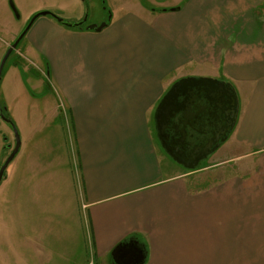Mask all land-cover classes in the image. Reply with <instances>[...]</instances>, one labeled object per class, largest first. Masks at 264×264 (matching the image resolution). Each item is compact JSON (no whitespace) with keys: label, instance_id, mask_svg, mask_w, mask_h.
Segmentation results:
<instances>
[{"label":"crops","instance_id":"1","mask_svg":"<svg viewBox=\"0 0 264 264\" xmlns=\"http://www.w3.org/2000/svg\"><path fill=\"white\" fill-rule=\"evenodd\" d=\"M258 1L135 3L99 31L34 20L4 76L21 141L0 183L7 262L13 252L18 264H42L43 253L46 264H115L112 249L130 241L143 264H264V190L235 197L233 184L203 190L189 179L244 156L264 164ZM202 76L233 86L238 114L208 162L187 172L160 149L152 116L174 80ZM65 110L77 168L60 137Z\"/></svg>","mask_w":264,"mask_h":264},{"label":"rangeland","instance_id":"2","mask_svg":"<svg viewBox=\"0 0 264 264\" xmlns=\"http://www.w3.org/2000/svg\"><path fill=\"white\" fill-rule=\"evenodd\" d=\"M168 2H170V0H0V59L4 54L6 48L8 47L7 45L9 38H11V34L14 35L15 33V37H17L26 26L27 21L24 20V15L29 10L31 11L34 9L32 11V14H34L40 11L42 7H44V9L42 10H49L67 22H76L80 18L86 16L83 26L87 27L90 24H100L105 19H108L111 16L112 10L120 9V7L123 8L125 6H128L130 8H134V4L139 3L141 6L146 8L158 9L165 6V4ZM258 2L259 3H257L256 6L258 8L259 13L255 16L258 21L264 22V0H259ZM10 4L13 5L15 11L17 10L18 16L15 15ZM9 43L11 44V42ZM20 44L21 41L17 44L16 48L6 59L1 70L0 104L3 108V97H6L5 92H8L10 96L16 94L15 88L5 87L6 85L4 84V76L6 75L9 66H11L12 62L16 59V57H18L17 52L20 47ZM36 71L38 72V70ZM28 73L32 74V71L30 70L28 71ZM36 76L39 79H42V82L48 83L46 78L44 81L42 76ZM43 98L45 100V97ZM61 114L67 117L66 110L62 111ZM60 137H62V143H65L66 146L68 144L67 150H69V154H71L70 156H73L72 160L73 163L76 164L75 167L77 168V159L75 158L74 145L73 148L71 146L72 133L68 117L65 121V125L62 129ZM13 141L14 138L11 127L0 119V165L8 155V149L4 146L8 144H13ZM228 150L232 153L239 151L238 149ZM244 151L245 150L241 152ZM243 159H245V156L230 160L228 163L229 165H231L232 162H234L235 160H242L239 164L234 163V165L230 167L213 166L210 170L208 169L204 171H197L193 174L195 176L190 177L189 179L197 184L199 183L203 190L214 187L215 185L213 184H219L221 187L224 188H228L231 184H233L234 189L231 190H233L235 197H257L261 195L264 190L263 160H259L258 158H250L249 160L243 161ZM203 166H201L199 169H201ZM1 200L2 195L0 191V207ZM1 231L2 230L0 226V264H18L16 259L12 255L13 252L10 253V262L6 261L5 258L8 254V250H5L6 248L3 245ZM44 257L45 254L43 253L42 264L47 263ZM52 257H55L53 252ZM68 258L69 260L71 259V262L68 260L67 264L73 263V259L75 257ZM60 261L66 263V260L60 259Z\"/></svg>","mask_w":264,"mask_h":264},{"label":"flooded vegetation","instance_id":"3","mask_svg":"<svg viewBox=\"0 0 264 264\" xmlns=\"http://www.w3.org/2000/svg\"><path fill=\"white\" fill-rule=\"evenodd\" d=\"M13 11L18 16L15 8ZM109 18L103 22L107 24ZM232 88L227 81L202 76L177 78L165 90L153 111V132L173 167L187 172L199 169L227 139L234 127L224 137L233 119L235 98L238 114V99ZM13 145L14 141L4 146L8 154Z\"/></svg>","mask_w":264,"mask_h":264},{"label":"water","instance_id":"4","mask_svg":"<svg viewBox=\"0 0 264 264\" xmlns=\"http://www.w3.org/2000/svg\"><path fill=\"white\" fill-rule=\"evenodd\" d=\"M11 6L14 9L12 4H11ZM45 15L52 17L59 24L65 26V27H69V28L81 27L85 21V17H83V19L76 21V22H69V21L67 22L49 10H41V11L34 13L30 17L27 25L24 27V29L21 31V33L18 35V37L11 43L10 46L7 47L5 53L2 55V57L0 59V78H1V70L3 68V65H4L6 59L8 58V56L10 55V53L13 51V49L16 48V45L18 44L19 40L22 38V36L25 35V33L29 29L30 25L32 24V22L37 17L45 16ZM105 25H106V23L102 22L99 25L90 24L86 28L91 29V30H95V31H99ZM232 91H235V90H232ZM234 104H235V110L233 111V119L229 125L228 130L224 133V137L227 133H229L228 131L230 130V128H232L234 126L236 118H237V101H236V98H235ZM0 119L2 121H4L5 123H7L11 127L12 132H13V138H14V145H13L11 151L9 152L7 157L4 159V161L0 165V183H1V181L3 180V178L5 176V170L8 166V164L11 162V160L15 157V155L19 151L21 141H20L18 129L14 125V122L12 121V119L10 117H7L4 115L3 107L1 106V104H0ZM111 258H112L113 263H115V264H143L144 259H145V255H144V251L141 248H139L136 245L134 246L129 241V242H122V243H119L118 245H116L111 251Z\"/></svg>","mask_w":264,"mask_h":264},{"label":"trees","instance_id":"5","mask_svg":"<svg viewBox=\"0 0 264 264\" xmlns=\"http://www.w3.org/2000/svg\"><path fill=\"white\" fill-rule=\"evenodd\" d=\"M82 26H83V25H82ZM82 26H81V27H82ZM3 113H4L5 116L9 117L8 114H7V112H6V108H5V107L3 108Z\"/></svg>","mask_w":264,"mask_h":264},{"label":"built area","instance_id":"6","mask_svg":"<svg viewBox=\"0 0 264 264\" xmlns=\"http://www.w3.org/2000/svg\"><path fill=\"white\" fill-rule=\"evenodd\" d=\"M88 264H92V261H90Z\"/></svg>","mask_w":264,"mask_h":264}]
</instances>
